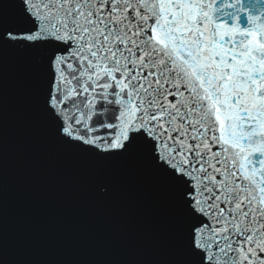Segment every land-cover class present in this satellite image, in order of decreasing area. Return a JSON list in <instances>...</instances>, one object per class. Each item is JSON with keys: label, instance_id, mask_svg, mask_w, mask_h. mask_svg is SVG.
I'll use <instances>...</instances> for the list:
<instances>
[{"label": "snow or ice", "instance_id": "6c2138e0", "mask_svg": "<svg viewBox=\"0 0 264 264\" xmlns=\"http://www.w3.org/2000/svg\"><path fill=\"white\" fill-rule=\"evenodd\" d=\"M6 47L57 140L178 190L190 264H264V0H5Z\"/></svg>", "mask_w": 264, "mask_h": 264}, {"label": "water", "instance_id": "95a60500", "mask_svg": "<svg viewBox=\"0 0 264 264\" xmlns=\"http://www.w3.org/2000/svg\"><path fill=\"white\" fill-rule=\"evenodd\" d=\"M44 75L36 54L0 50V264H190L178 190L144 154L57 140Z\"/></svg>", "mask_w": 264, "mask_h": 264}]
</instances>
